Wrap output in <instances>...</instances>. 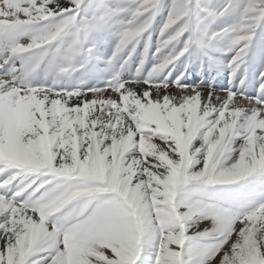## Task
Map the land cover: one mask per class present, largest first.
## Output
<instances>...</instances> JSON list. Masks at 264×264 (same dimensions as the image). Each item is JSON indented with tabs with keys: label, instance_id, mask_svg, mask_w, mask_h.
Returning a JSON list of instances; mask_svg holds the SVG:
<instances>
[{
	"label": "snow or ice",
	"instance_id": "obj_1",
	"mask_svg": "<svg viewBox=\"0 0 264 264\" xmlns=\"http://www.w3.org/2000/svg\"><path fill=\"white\" fill-rule=\"evenodd\" d=\"M160 2L138 0L116 32L109 63L128 62ZM83 3L0 0V39L8 42L0 68L18 60L0 75V264H136L154 234L153 264H188L186 222L210 209L197 202L181 214L186 186L233 185L264 173V48L253 53L261 70L252 97L205 93L179 77L169 81V66L182 57L211 61L212 41L231 34L232 46H239L227 64L234 77L264 21V0H247L233 24L207 38L187 19L190 0H172L152 52L157 63L146 76L122 81L117 72L103 88L83 91L30 86L29 73L78 30L80 12L99 7L81 9ZM44 22L48 27L27 43L16 42ZM148 50L145 43L141 65ZM240 129L244 142L234 162L217 169ZM198 133L206 145L203 168L189 174L192 152L200 151L193 148ZM21 176L33 179L14 184ZM215 218L228 228L208 257L212 264H264V203L243 215L217 211Z\"/></svg>",
	"mask_w": 264,
	"mask_h": 264
},
{
	"label": "rangeland",
	"instance_id": "obj_2",
	"mask_svg": "<svg viewBox=\"0 0 264 264\" xmlns=\"http://www.w3.org/2000/svg\"><path fill=\"white\" fill-rule=\"evenodd\" d=\"M246 2L247 0H190L189 17L187 19H189L190 24L198 28L199 33L207 38L211 36L212 33L218 32L222 28L233 24L235 22V11ZM89 3L99 5V7L88 8L87 11L80 12L76 25L78 30L75 33L69 32L63 36L59 42L60 50L55 52V54L47 56L44 61L33 69L35 71L29 73L27 82L30 86L49 85L54 88L81 91L90 88L89 84H87V80L90 78L89 76H91L92 70L86 63L90 59L96 60V52L85 54L84 50L92 48L91 43L94 44L98 34H104L108 46L110 47L109 56H112L117 42L116 32L120 25L126 23V21L131 18V13L135 9L138 0H84L81 9L87 8ZM171 3L172 0H161L151 28L142 34L139 43L136 45L135 52L130 57L132 58V62L125 67L124 71L126 75L122 78V81L130 80V76H146L157 63V60L152 56V52L155 51L159 30L168 17ZM221 11H223V15H220ZM93 21H101L100 27H91ZM47 27L48 22L39 25L34 35ZM186 35L187 34H185V37ZM21 36L22 35L16 37L17 43H22ZM185 37H181V40ZM73 40L76 41V44L69 49L68 46L72 44ZM146 41L149 55L154 60L153 63L150 60L151 64H149V66H146L148 59H146L145 56L143 65L140 64L142 50L145 48ZM55 43L56 42H54V44ZM180 46L181 45H178L177 47ZM238 47L239 46H236V48ZM0 48L3 50L8 48V42L4 39H0ZM236 48L231 44V34L223 39L214 40L212 41L211 48L207 49L213 58L211 61L208 60L207 57H202L198 60H186L182 57L175 65L169 66L172 73L171 75L173 79L179 77L180 82L188 78L200 79L201 76L207 81H211L212 78L216 82L217 89L219 87L228 88L229 86H234L233 88L236 89L238 86H241V88H245L247 91L245 96H255L257 94L255 88L258 87V77L261 70V57L257 55L256 58L253 59V53L259 54L261 48H264V21H261L255 29L249 53L244 57L245 63L237 69L235 76L230 79L229 74L231 69L227 67V64L235 55ZM64 57L66 59L63 60ZM97 67L98 68L93 70L96 72L95 75H97V79L101 80L104 74L103 70L111 69L113 65L111 62L106 67H100L98 64ZM138 67L140 69L139 72L137 71ZM99 72L101 74H99ZM181 73L184 75L181 76ZM79 74L85 75V77L82 78ZM114 74L116 73H111V75ZM112 77L113 76L108 79L109 82L112 80ZM242 78L245 80L244 84H241ZM74 82L75 84H73ZM243 142V130L240 129L238 133L233 134L228 139L225 150L219 157L220 162L217 164V169L234 162L233 158L238 155V148ZM195 147H199L200 151L192 152V161L187 170L189 174L198 172L203 168V157L206 154V145L203 144V140L199 133L193 140V148ZM31 179H33L32 176H21L13 183L23 184ZM186 187L189 191L184 193L182 197L183 203H181L178 209L181 214L187 212L188 204L197 202L203 206H207L210 210L196 213L186 222L184 258L188 261V264H212L208 257L213 249L220 244L228 228L226 223L215 218V213L219 211L234 216L243 215L264 203V173L257 174L246 181L238 182L233 185H206L201 187L193 183ZM69 208H72V205H69ZM65 211H67V209H65ZM51 219L52 218H50V220ZM158 242V234H154L153 238L148 240L143 246L136 264H153ZM189 252L191 254H189Z\"/></svg>",
	"mask_w": 264,
	"mask_h": 264
},
{
	"label": "bare ground",
	"instance_id": "obj_3",
	"mask_svg": "<svg viewBox=\"0 0 264 264\" xmlns=\"http://www.w3.org/2000/svg\"><path fill=\"white\" fill-rule=\"evenodd\" d=\"M45 23V22H44ZM43 23V24H44ZM38 26H36V30L34 32H29V33H26V34H22V36L20 37L21 38V42L22 43H27L29 41V39L31 38L32 35H34L38 29ZM91 38V37H90ZM89 40V39H88ZM94 41V40H93ZM147 43V41H146ZM91 49L92 51L91 52H96V60H88V62L86 63L87 66L90 67V69L92 70L91 71V76H89L90 78H88L87 80V84H89V87L92 88V87H96V88H103L107 83H109L108 79L113 76L111 75L112 72H115V73H119V78L122 80V78H124V76L126 75L125 74V67L129 65L130 62H132V58H129L128 59V62L125 63L123 65V67L120 66V62L119 61H113L112 62V65H113V68L111 69H104L103 70V76H102V79L101 80H98L97 79V75H95V68H98L97 67V64L100 66V67H106L107 65H109V58L111 56H109V49L110 47L108 46V43H107V39L104 37V34H98L96 36V41L93 43H91ZM8 50V48H5L2 52H0V56H3V53L6 52ZM144 53V49L142 50ZM84 53V52H83ZM82 53V54H83ZM73 54V53H71ZM57 56V55H56ZM61 56V55H60ZM64 56V55H63ZM66 56V55H65ZM68 56V55H67ZM71 56V55H70ZM146 59H148L147 61V65L146 66H149V64H151V62L153 63V58L150 57L149 55V51L147 53V55L145 56ZM58 58V57H57ZM79 58V57H78ZM83 58V57H82ZM53 59V58H52ZM59 59V58H58ZM66 59L65 57L63 58V60ZM69 60V59H68ZM151 60V62H150ZM44 61V60H43ZM52 62V61H51ZM55 62V60H54ZM67 62V61H65ZM78 62V61H77ZM156 62V61H155ZM46 63V62H45ZM50 63V62H49ZM68 63V62H67ZM51 64V63H50ZM57 64V62H56ZM55 64V65H56ZM18 65V60L15 58V57H12L9 59V62L8 64H5L2 68H0V75L4 74L5 72H8V73H11L12 72V69L14 66ZM49 65V64H48ZM81 65V64H80ZM92 65V66H91ZM51 66V65H50ZM145 66V67H146ZM61 67V66H59ZM52 69V68H51ZM54 69V68H53ZM32 71H35V70H32ZM55 71V70H54ZM70 72V71H69ZM94 72V73H93ZM102 72V71H101ZM137 73V72H136ZM99 74H101L99 72ZM139 74V73H138ZM80 75V74H79ZM82 78L85 77V75H80ZM28 78V77H27ZM26 78V79H27ZM133 76L131 77L130 76V79H132ZM31 79V78H30ZM57 79V78H55ZM100 79V78H99ZM37 80V79H36ZM35 80V81H36ZM81 80V79H80ZM168 80L169 81H172L173 80V76H169L168 77ZM78 82V81H77ZM76 82V83H77ZM81 83V82H80ZM79 83V84H80ZM83 83V82H82ZM100 83V84H99ZM181 83H184V84H187V85H195L196 87H199V88H202L205 93L207 92H212V93H215V94H219V95H225L227 91H233V92H242L244 95L247 94V91L245 90V88H241V86H238L236 89L233 88L234 86H229L228 88H222V87H219L217 89V86H216V82L214 79L211 78V81H207L205 78H203L202 76L200 77V79H195V78H188L187 80L181 82ZM42 84V83H41ZM64 84V82H63ZM75 84V82L73 83ZM30 85V84H29ZM61 85V84H60ZM101 85V86H100ZM42 86V85H41ZM49 86V85H48ZM69 87V86H68ZM81 87V86H80ZM76 88V87H75Z\"/></svg>",
	"mask_w": 264,
	"mask_h": 264
}]
</instances>
